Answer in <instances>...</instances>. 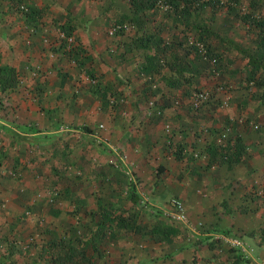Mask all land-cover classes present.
I'll list each match as a JSON object with an SVG mask.
<instances>
[{
  "label": "rangeland",
  "instance_id": "obj_1",
  "mask_svg": "<svg viewBox=\"0 0 264 264\" xmlns=\"http://www.w3.org/2000/svg\"><path fill=\"white\" fill-rule=\"evenodd\" d=\"M169 9L167 5L146 9V24L139 28L127 21L126 17L131 16L128 0H0V65L15 67L14 56L1 38L9 37L13 26L20 25L34 42L46 40L39 46L64 52L65 59L62 62L60 59L61 72L65 73L67 84L82 80L81 85L78 83L82 102L99 104L97 129L100 132H105L107 127L121 126L127 120L135 125V118L123 114L127 109L135 106L149 109L147 114L154 112L156 120L160 121L154 131L151 129L153 135L148 143L151 155H171L168 149L163 151L164 144L178 141L184 147L186 164L195 172L196 180H204L207 172L213 173L209 178L218 180L221 166L215 170L203 168L209 158L206 143L213 133L219 135L211 130L194 134L181 124L180 114L168 112L176 107L183 111L185 119L186 116L192 118L195 115L193 103H202L201 118L208 122L201 119V126L210 125L212 119L218 118L215 124L221 129L219 139L222 137L225 142L227 135H231L233 141L240 139L245 148L241 161L230 167L238 172L232 180L236 191L232 204L236 207L237 230L230 231L227 225L221 231L211 225L207 229L203 223H194L195 217L186 206V218L191 220L192 217L190 224L193 225L177 223L181 220L174 217L176 210L170 207L175 208L176 203L173 205L170 198L160 199L163 208H170L167 212L159 207L144 208L141 195L132 187L138 178L127 174L125 178L121 170L124 166H115L102 157L109 154V146L98 148L102 155L98 153L97 160L87 154L81 163V173L70 172V168H80L75 165L78 146L68 144L71 140L63 136L59 137L62 145L57 142L51 153L33 151L23 155L26 160L11 159L0 150V264H57L51 259L53 254L47 250V243L59 237L75 245L73 262L66 264H228L232 252L227 248H233L227 242L230 237L244 245L242 249L236 247L246 259L242 264H264V107L258 99L261 88L252 78L253 71L255 74L261 71L262 53L255 28L243 20L249 13L264 18V0L238 3L210 0L184 21L166 19ZM170 10L172 15L174 10ZM196 24L209 28L213 37L202 43L194 32ZM188 32L184 40L183 34ZM141 35H150L151 39L146 42L143 38L141 42ZM195 42L202 45L197 51L193 48ZM34 46L39 52V47ZM145 55H155L158 61L165 57L179 68L186 67V75L195 73L192 84L182 86L184 92L177 98L179 102H174V94L169 102H162L160 95L162 91L167 95L171 72L159 64L158 70L155 67L152 71L143 69L141 62ZM81 59L84 63L79 64L77 61ZM43 74L44 69H39L27 77L23 71L21 89H28L33 97L39 96L43 91L44 81L40 80ZM83 74L88 75L89 85L85 84ZM193 87H196L194 91ZM100 90L109 94L106 102L105 93H99ZM9 92L0 93L3 104L9 103ZM88 92L93 93L92 97ZM112 103L114 106L110 105ZM105 113L111 117L106 119ZM181 129L182 133L176 132ZM141 144L144 145L143 141ZM81 145L89 153L88 142L83 141ZM110 164L114 169L113 178L106 176L111 170ZM161 175L167 174L162 171ZM49 198L53 199L51 205L57 209V215L52 208L48 209ZM214 199L220 196L215 195ZM180 201L185 203L184 199ZM98 206L114 215H129L139 225L135 226L136 230L120 228L123 235L116 243L100 244V250L90 259L87 254L83 258L76 253L83 247L77 246L78 240L85 241L90 233L87 226L90 217L85 211L96 210ZM156 218L162 226L174 220L176 231L162 239L151 234ZM86 250L90 254L91 247Z\"/></svg>",
  "mask_w": 264,
  "mask_h": 264
},
{
  "label": "crops",
  "instance_id": "obj_2",
  "mask_svg": "<svg viewBox=\"0 0 264 264\" xmlns=\"http://www.w3.org/2000/svg\"><path fill=\"white\" fill-rule=\"evenodd\" d=\"M24 27L28 28L27 25ZM45 30L43 32H47ZM39 31L41 33V30ZM27 32L20 25H15L10 32V38H1V42L5 46L8 44L11 55L14 56V66L25 71L27 77L34 75L39 69H44V74L40 77V80L44 81L41 84L43 91L39 96L33 97L31 91L26 88L21 89L22 82H19L20 86L18 85L9 92L11 96L9 103L6 102L0 107V150L4 154H9L11 159H23L24 154L33 151L51 153L52 146L58 143L62 145L59 137L63 138L64 136L68 138L66 140H71L68 144L77 143L75 146H78L76 149L78 161L75 165L81 167L83 159L88 156L87 154L97 160L98 153L102 155L98 148L109 146L114 152H111L110 149L109 154H103L102 157L115 166H124L125 169L121 170L125 174V178L127 175L138 178L132 187L141 195L144 208L154 210L159 207L164 212L171 208V210H176L175 217L176 207L171 206L165 209L160 204V199L170 198L173 205L184 199L183 207L186 206L188 212L192 211V217H195V219L191 217L192 222L203 223L207 229L211 225L221 231L227 225L226 228L230 231L237 230L236 207L232 204L235 202L233 192L236 191L232 186V180L238 175V172L230 168L231 165H220L221 175L218 180L209 178L213 173L207 172L204 180L198 181L195 179V172L191 166L188 168L186 157L177 160L172 154L168 156L151 155L150 147H148L153 135L151 129L154 131L160 121L156 120L154 112L147 114L149 109L137 108L138 106L130 110L127 109V112L123 113H127L129 118L130 116L132 119L135 118L133 120L135 125H130L127 120V123H122L121 126L107 127L105 132H100L97 129L99 104L82 102L81 96L83 95L80 94L81 90L78 86V83L82 84V80L77 82L73 80L72 83L67 84V77L65 73L61 72V62L65 59L64 52L58 48L44 49L43 45L46 40L40 39L41 41L34 42L31 37H28ZM8 33L9 31H7ZM39 44L43 45L39 46ZM34 45L39 47V52ZM82 77L85 84L89 85L88 75L84 76L83 74ZM131 81L134 79L131 78ZM88 93L92 97L93 93ZM171 108L173 109H168L171 110L168 111L169 113L180 114L181 120H185L181 109ZM155 112L158 114L160 111ZM105 115L106 119L111 117V114L105 113ZM143 118L145 119L141 121ZM186 118L188 117L186 116ZM182 130L176 132L182 133ZM150 133L151 135H149ZM83 141L88 142L89 153L81 145ZM142 141L144 145L141 144ZM145 142L147 143L145 144ZM13 156L15 157L12 158ZM44 161L47 160L44 159ZM220 166L212 165L210 168L215 170ZM69 170L70 172L77 171V173L82 171L76 167ZM162 171H165L166 177L161 175ZM196 193H199L198 197L195 196ZM215 195L220 196V199H214ZM217 202H219L218 205H216ZM231 204L232 212H230ZM234 214V219H232ZM191 220L187 218L186 221H177V223H188L190 226L193 225L190 224Z\"/></svg>",
  "mask_w": 264,
  "mask_h": 264
},
{
  "label": "trees",
  "instance_id": "obj_3",
  "mask_svg": "<svg viewBox=\"0 0 264 264\" xmlns=\"http://www.w3.org/2000/svg\"><path fill=\"white\" fill-rule=\"evenodd\" d=\"M130 5V12L131 16H127V21L136 24L139 28H142L146 24L147 15L145 13L146 9H155L156 7L162 5L169 6L170 9H173V14L170 15V9L167 12L166 19L174 18L175 20L184 21L186 18H189L195 10L202 6L205 3H209L210 0H128ZM232 2H240V0H232ZM243 20L248 23L249 25L253 26L257 32V39H258V46L260 48V51L262 53L261 55V62L262 68L261 71H259L258 74H255V71H253L252 78H254V82L257 84L258 87L261 88V91L258 95V99L260 101V106L264 107V18H257L253 15L246 14L243 17ZM177 22V21H176ZM165 24L166 22H162ZM194 32L198 34V37L201 39L202 43L209 40L210 37H213V32L207 28L206 26L202 24H196L194 27ZM70 34V32H67V36ZM189 36V32L186 34H183L184 40H186ZM145 38L146 42L151 39L150 35H141L139 38V41L142 42ZM144 43V42H143ZM198 43V42H197ZM197 43L195 42L193 44V48L195 51L199 49L197 46ZM162 50H164L167 46L166 44L163 45ZM197 49V50H196ZM69 55V53L67 54ZM155 55L147 56L145 55L141 64L143 69H149L151 70L153 67L158 70V64L161 66L168 67V70L171 72L170 79L168 81L167 86V95L162 91L160 97H162L161 100H163V103H167L170 100V97L172 94H174L175 98L173 99L174 102H179L177 99L178 97L182 96L184 92V88L182 86L187 85L189 86L190 83L192 84V80L195 78V73L185 74V71L187 70L186 67L179 68V66H176V64L172 63L171 61H167L165 57L162 58V60L158 61L155 57ZM77 60V59H76ZM79 64L84 63V61H77ZM156 65V66H155ZM153 70V69H152ZM151 70V71H152ZM23 70L17 69L16 67L9 66V65H0V93L9 92V90H14L18 83L20 82L21 73ZM25 72V71H24ZM87 73V72H86ZM94 81L95 79H92ZM196 87H193L192 90L194 91ZM172 90V91H171ZM181 91L178 93V91ZM105 93V96L103 97L106 102V97H109V94L107 96L105 91L100 90L99 93ZM178 93V95H176ZM4 101H2L0 97V107H2ZM104 102V103H105ZM194 104V110L195 115L191 117H188L185 120L181 121V124L188 127V129L194 131V134L198 133H208L209 130L215 131L219 137L216 135H212L210 141H207L206 143V154H209L208 160H206L205 168L203 169H209L212 165L220 166L222 164L227 165H233L241 161L244 153V146L241 144L240 139L236 138L235 141H233V137L231 135H227L225 138V142L222 141L219 134V131L221 130L220 127L216 126V122H218L217 119H212L210 125H203L201 126L200 120H204L201 118V109H202V103H199L196 101ZM111 106H114L113 103L110 104ZM104 107V106H103ZM105 108V107H104ZM192 107L190 106L189 111H191ZM160 110V109H159ZM161 111V110H160ZM160 114V112L158 113ZM159 116V115H158ZM212 117L213 115L210 114ZM206 118V117H205ZM205 122H208L204 120ZM232 124V123H231ZM234 125H231V130L233 129ZM212 133V132H211ZM180 142L171 143L170 141L164 144L163 151L166 149L171 152V154L174 156L175 159L181 160L184 156V147L181 145ZM19 160V159H18ZM111 167V170L106 174L111 175V177H114L113 174V166L110 164L108 165V168ZM83 166L80 167L82 170ZM83 171V170H82ZM81 171V172H82ZM14 173V172H13ZM12 173V174H13ZM96 174V173H95ZM95 178L98 180L100 179V176H95ZM111 178V179H112ZM109 179V177H108ZM110 180V179H109ZM48 203V209L52 208L53 214L57 215L58 211L57 209H54V207L51 205L53 204V199L49 198L47 201ZM154 213V212H153ZM85 214H88L90 219L87 221V226L89 227L90 233L89 236L86 237L85 241L78 240L77 246H83L82 249H78V253L81 256L83 255V258L85 257V254H87L88 259H90L94 252H98L100 250V244L102 245L104 243H116L119 238L122 237L123 232H121L120 228H123L125 230H131L137 227L139 223H135L132 219H130V216L123 215L121 213H118L114 215L112 211L105 209L102 206H98L96 210H90L85 211ZM153 228L154 231L151 232V234H155L159 236L161 239L165 237L171 236V234L176 231L174 220L170 222L168 225H163L159 218L154 219ZM94 227V229H93ZM155 228L157 230H155ZM160 229L161 231H159ZM136 230V228H135ZM208 238V237H207ZM99 241V243H98ZM87 247H91L90 254H88V251L86 250ZM231 254V262L228 264H242L244 258L240 253H238V248H227ZM240 249V248H239ZM47 250L52 253L51 259L54 260L57 264H66L67 262H73V256L75 255V245L70 242V240H67L64 237H59L57 239H52L47 243ZM227 264V263H226Z\"/></svg>",
  "mask_w": 264,
  "mask_h": 264
},
{
  "label": "built area",
  "instance_id": "obj_4",
  "mask_svg": "<svg viewBox=\"0 0 264 264\" xmlns=\"http://www.w3.org/2000/svg\"><path fill=\"white\" fill-rule=\"evenodd\" d=\"M197 46L199 47V49L202 47V45L200 43H197ZM100 127H102V125H99ZM175 207L177 209V213L175 215V218L177 220H181V221H186V215H185V210L184 207L182 205L181 202H176ZM227 242H229L230 245L234 246V247H239V248H243V243L241 241H239L236 238L230 237L227 238Z\"/></svg>",
  "mask_w": 264,
  "mask_h": 264
}]
</instances>
